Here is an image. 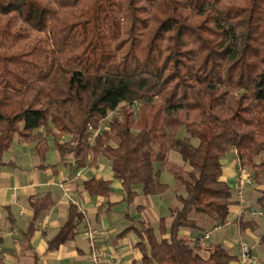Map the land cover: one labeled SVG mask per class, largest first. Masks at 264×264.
Listing matches in <instances>:
<instances>
[{
	"label": "trees",
	"instance_id": "obj_1",
	"mask_svg": "<svg viewBox=\"0 0 264 264\" xmlns=\"http://www.w3.org/2000/svg\"><path fill=\"white\" fill-rule=\"evenodd\" d=\"M14 136L42 158L51 143L74 170L104 158L129 204L168 190L176 153L178 205L136 229L141 264H229L220 243L207 258L197 249L229 214L223 159L235 151L264 177V0H0V170ZM83 188L106 197L110 181ZM51 204L29 200L34 217ZM81 220L70 207L52 244Z\"/></svg>",
	"mask_w": 264,
	"mask_h": 264
},
{
	"label": "crops",
	"instance_id": "obj_2",
	"mask_svg": "<svg viewBox=\"0 0 264 264\" xmlns=\"http://www.w3.org/2000/svg\"><path fill=\"white\" fill-rule=\"evenodd\" d=\"M13 152L7 160L8 152L4 154L6 165L0 170V264H88L86 224L97 230L98 243L112 264H141L145 252L137 246L140 239L136 229L142 225L156 229L160 218L169 217L170 207L162 195L142 197L138 193L131 204L126 203L121 184L113 179L110 163L102 157L92 167L74 170L71 158L60 162L51 143L43 158L36 154L34 144L21 145ZM236 170V152L231 151L223 159L222 168V179L233 191L229 214L222 226L208 231L209 238L199 242L197 250L207 258L220 243L236 257L229 264H236L238 243L243 241L258 264H264V217H238ZM93 178L110 181L106 197L84 190L83 182ZM45 196L51 206L34 217L29 200ZM245 201L264 212V177L246 189ZM70 207L82 220L72 238L55 246L52 241L67 221ZM240 221L247 224L245 228L240 229ZM181 236L192 242L196 234L185 230Z\"/></svg>",
	"mask_w": 264,
	"mask_h": 264
},
{
	"label": "built area",
	"instance_id": "obj_3",
	"mask_svg": "<svg viewBox=\"0 0 264 264\" xmlns=\"http://www.w3.org/2000/svg\"><path fill=\"white\" fill-rule=\"evenodd\" d=\"M92 134L91 142L98 136L99 130H93L89 128ZM237 170L235 175V185L234 194L238 206V217L249 216L252 218L264 217V212L261 210H256L253 207L247 205L245 201L246 189L253 184V175L251 171L240 165L239 160L236 158ZM87 244H88V254L87 261L88 264H112L107 260L106 253L101 249L98 243L97 230L91 225L86 224L84 231ZM209 238V232L205 233L200 237L199 242H204ZM239 248V259L236 264H258V260L253 258L251 255L250 247L243 241L238 243Z\"/></svg>",
	"mask_w": 264,
	"mask_h": 264
},
{
	"label": "rangeland",
	"instance_id": "obj_4",
	"mask_svg": "<svg viewBox=\"0 0 264 264\" xmlns=\"http://www.w3.org/2000/svg\"><path fill=\"white\" fill-rule=\"evenodd\" d=\"M195 141L196 140H193L194 143ZM21 145L27 146L26 144L19 143L17 137L14 136L11 147L9 148L7 155H5V159L7 160L8 155L11 156L12 154H14L13 149L20 148ZM163 169L164 170L161 173V181L168 186V190L162 195V199L165 201L168 207L172 208L178 205V203L174 199V195L178 190V187L177 185H175L171 172L179 171L180 169H184V167L181 164L180 157L176 153L172 152L169 154L167 161L164 162ZM164 214L167 216L168 212L165 211Z\"/></svg>",
	"mask_w": 264,
	"mask_h": 264
}]
</instances>
